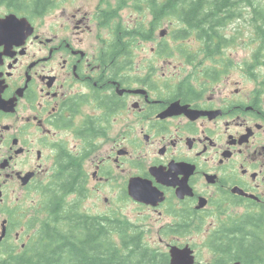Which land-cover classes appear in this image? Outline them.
I'll return each instance as SVG.
<instances>
[{
  "label": "flooded vegetation",
  "instance_id": "obj_1",
  "mask_svg": "<svg viewBox=\"0 0 264 264\" xmlns=\"http://www.w3.org/2000/svg\"><path fill=\"white\" fill-rule=\"evenodd\" d=\"M155 1L158 7L165 0ZM50 2L56 8V1ZM53 8L0 16L15 14L29 24L0 29V264L26 254L43 224L53 220L48 209L66 158H73L83 177L82 192L65 198L69 209L125 223L127 233L142 239L148 227L123 221L122 205L170 217L159 232L171 243L157 253L188 246L201 264L194 245H176L187 233L206 231L211 240L232 222L264 218V77L255 74L264 67V58L259 60L264 46L246 65L255 84L248 92L239 81L224 80L228 66L203 70L204 62L197 64L198 56L215 60L221 43L209 53L194 33L175 40L179 25L168 23L169 30L168 15L159 10L153 15L148 3L147 14L123 24L120 11L135 9L132 0L123 6L98 0L91 17L78 9L67 25L46 36L31 18ZM159 28L166 29L159 36L168 40L154 39ZM190 40L198 44L196 51ZM149 43L148 54L155 58L136 70L139 50ZM171 48L184 56V66L174 68L175 81L168 86ZM220 83L229 89L224 94L214 87ZM103 143L109 145L105 152ZM91 181L101 188L84 209ZM109 184L117 196L114 207L100 197ZM222 261L215 254L208 264Z\"/></svg>",
  "mask_w": 264,
  "mask_h": 264
},
{
  "label": "trees",
  "instance_id": "obj_2",
  "mask_svg": "<svg viewBox=\"0 0 264 264\" xmlns=\"http://www.w3.org/2000/svg\"><path fill=\"white\" fill-rule=\"evenodd\" d=\"M129 0H118L123 6ZM135 8L148 3L152 14L158 10L179 23L175 40L194 33L205 41L207 52L218 51L223 44L224 29L236 20L247 19L255 31L259 45L264 46L263 0H132ZM15 13L39 15L53 8L50 0H0V7ZM246 21V19H245ZM174 25V23L169 22ZM214 50V51H213ZM260 52V50H259ZM116 54L118 50H116ZM62 159L61 177L57 182L46 221L37 242L27 253L1 264H170L167 254L151 250L139 233H127V224L80 215L76 207L69 209L66 196L82 192L83 177L73 158ZM209 247L226 261L264 264V218H248L221 228ZM219 264V263H218Z\"/></svg>",
  "mask_w": 264,
  "mask_h": 264
},
{
  "label": "rangeland",
  "instance_id": "obj_3",
  "mask_svg": "<svg viewBox=\"0 0 264 264\" xmlns=\"http://www.w3.org/2000/svg\"><path fill=\"white\" fill-rule=\"evenodd\" d=\"M56 1V8H53L52 11H48L43 17L37 18L33 17L31 18V21L38 26L37 29H39L40 33L45 34L46 36H50V34H47V32H54L56 33L57 30L62 29V25H67L69 18H71V15L75 13L78 9H80L82 12H88L90 17L91 14L95 11V8L98 4V0H55ZM264 3V0H263ZM80 7V8H79ZM10 11L6 7H0V16H3L5 14H8ZM29 16H32L30 13ZM147 14V11L144 9V4L139 5L138 8H133L130 11L127 10H121L120 11V21L123 24H126L127 22L130 23H136L137 20L140 19L141 15ZM245 15L244 19L236 20L234 22H231L228 24V26L224 29V43L221 44V50L219 54L216 56V59H207L203 56H198L197 64L199 65L201 62H204L202 65L203 70H209L214 65H220V68H224L225 66H228L230 68L228 74L226 76H223L226 79L229 80H236L240 82V85L243 87L245 91L251 92L255 84L253 83V80H250L247 78L246 75V65L250 64L252 61V55L253 53H257V49L260 48V45H257V38L255 36V31L251 28L249 25L248 19H247V12H243ZM246 19V21H245ZM172 22L174 23L176 29L178 28L179 23L176 20L167 19V25L169 30H173V26H170L168 23ZM40 27V28H39ZM160 31H166V29L159 28L156 30L154 34V39L157 41L159 38V32ZM168 31V30H167ZM170 38L169 36H163L161 39L168 40ZM165 41V40H164ZM170 42V41H169ZM189 44V47H191V51H196L198 49V44L195 41H189L187 42ZM170 46L172 43H169ZM153 47V43L147 44L145 47H141V50H139V57L136 61L135 69H139V63H145V61H148L149 59H154L155 54H148L149 48ZM180 47H187V46H180ZM176 48H179V46H176ZM176 48H171L170 52L173 51L172 55H170L167 58V66H169L167 71L166 78H170L168 83V86L173 85V74L172 71L174 68H177L178 66H184V56H182L180 53H178ZM261 58H264V50H261L260 52ZM203 59H206L203 61ZM261 61V60H260ZM182 64V65H181ZM171 74V75H170ZM255 74L260 75L261 77H264V67L258 68ZM230 76V77H229ZM223 80V81H224ZM198 84L201 86L200 83L196 82L194 85ZM222 83L219 85H215L216 91H219L221 89V92L219 94L226 93L225 91H228L229 89H224L222 87ZM213 85H209L210 92L212 91ZM164 89V87H163ZM215 91V92H216ZM84 111L89 112L88 108H85ZM120 123L121 129L124 128L125 124L123 123V120L118 119ZM137 129H140V127L137 125ZM74 142L71 141V146ZM73 147V146H72ZM103 151H107L109 149V145L106 143H103ZM92 169L88 170V173L90 175ZM97 188H101L98 183H95L91 181L89 183V189H90V195L86 201V204L84 205L87 209H89L94 204V193ZM103 200V198H109L113 204L111 207H114V202L117 201V196L113 194L112 190V184L107 185L103 192H101L100 196ZM123 210L121 211V216H123V221L126 222L129 221L133 223L134 225L143 226L146 225L148 228L146 229L145 234V242L149 246L150 249L155 251H166L167 249V243L170 244L171 240L167 239V236L165 233H161L160 227L165 224L167 221L170 220V217L163 215L161 218L158 217L157 213L150 212L146 209H140L137 206L126 204L122 205ZM95 209L93 208V211ZM103 212L106 213V207H103ZM145 218V219H144ZM184 234V233H183ZM182 234V235H183ZM185 238L180 239L177 242V246L181 244H187L190 242L195 247L196 257L198 263L201 264H208L211 263L215 259V254L209 247L210 241L208 237L210 235L208 233H187ZM24 242L26 240H20L18 241V244L21 242ZM17 250H19V246L17 247Z\"/></svg>",
  "mask_w": 264,
  "mask_h": 264
},
{
  "label": "water",
  "instance_id": "obj_4",
  "mask_svg": "<svg viewBox=\"0 0 264 264\" xmlns=\"http://www.w3.org/2000/svg\"><path fill=\"white\" fill-rule=\"evenodd\" d=\"M26 23V21L23 20H17L14 15H9L5 19L0 20V29H2L5 25L8 27L13 23ZM3 34V32L0 30V35ZM191 252L189 249L185 248L183 251H180L178 249H172L171 251V264H193V260L190 257Z\"/></svg>",
  "mask_w": 264,
  "mask_h": 264
}]
</instances>
